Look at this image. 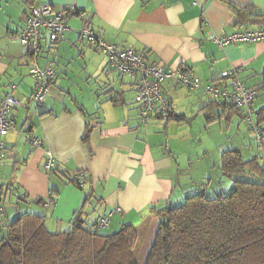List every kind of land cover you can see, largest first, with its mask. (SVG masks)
I'll use <instances>...</instances> for the list:
<instances>
[{"label": "crops", "instance_id": "crops-1", "mask_svg": "<svg viewBox=\"0 0 264 264\" xmlns=\"http://www.w3.org/2000/svg\"><path fill=\"white\" fill-rule=\"evenodd\" d=\"M44 4L84 13L103 40L184 69L202 87L226 86V71L239 69L246 87L258 90L253 110L264 107V41L219 48L213 40L264 27V0H0V100L15 85L20 103L9 117L15 130L2 138L0 229L27 212L44 216L46 230L58 232L69 228L79 210L92 224L118 207L122 212L114 213L103 230L114 233L124 224L139 228L166 205H180L198 183L205 184L206 195L227 193L233 181L220 171L221 154L237 150L244 161L258 157L251 154L252 134L241 114L200 89L166 79L161 90L172 118L142 123L134 82L80 40L83 19L75 14L54 51L42 43L37 63L42 68L52 64L57 78L34 110L32 58L15 34L30 7ZM26 133L41 139V146L27 143ZM49 159L55 172L45 168ZM76 176L86 180L82 187L70 181ZM218 181L225 189L216 186ZM48 194L54 203L44 206Z\"/></svg>", "mask_w": 264, "mask_h": 264}, {"label": "trees", "instance_id": "trees-1", "mask_svg": "<svg viewBox=\"0 0 264 264\" xmlns=\"http://www.w3.org/2000/svg\"><path fill=\"white\" fill-rule=\"evenodd\" d=\"M251 90L255 100L258 90ZM253 112L254 133L242 120L262 158L244 161L237 150L223 152L220 171L233 181L227 193L206 195L198 183L180 205H166L139 228L124 224L114 233L97 229L95 220L88 224L82 210L58 232L46 230L44 216L25 212L1 227L0 264H264V107ZM89 135L88 128L84 143Z\"/></svg>", "mask_w": 264, "mask_h": 264}, {"label": "built area", "instance_id": "built-area-1", "mask_svg": "<svg viewBox=\"0 0 264 264\" xmlns=\"http://www.w3.org/2000/svg\"><path fill=\"white\" fill-rule=\"evenodd\" d=\"M83 19V24L78 31L80 40L84 41L91 49L100 52L106 65L116 71L120 76H127L135 84L134 104L138 110L139 120L143 123L152 117H160L167 120L170 116V105L168 99L162 94L161 83L166 79L173 80L177 85L189 90H202L205 94L218 99L220 102L231 106L241 112L242 118L254 133V112L251 107L255 97L254 90L247 89L240 79V70L233 68L226 71L224 78L226 86L206 85L201 86L198 78H195L188 71L175 69L162 63L148 60L143 52H134L103 40L90 27L88 19H84V13H77L72 7L54 9L52 6L34 5L31 6L24 18L21 30L15 34V39L23 46L28 55L32 58L29 67V75L35 81L34 90L30 96V102L37 111L44 100L50 95L57 73L52 64L42 68L37 63V58L42 52L43 44H46L49 51L55 50L56 45L62 39L64 31L67 29L68 19L73 15ZM214 42L219 48L231 44H252L264 41V27L248 29L242 32H234L230 35L214 38ZM15 85H11L7 93L0 100V166L2 162V141L9 131L15 130L14 123L9 119L10 114L20 103L14 97ZM25 141L33 146L40 147L42 140L33 137L31 134L24 135ZM259 136L257 135V139ZM55 162L49 159L45 163L47 171L55 172ZM76 183L82 186L81 178L74 177ZM54 201L48 194L44 206L52 205ZM3 212V204L0 200V214ZM121 209L116 207L108 214H100L95 219L97 229L107 228L111 216L114 213H121Z\"/></svg>", "mask_w": 264, "mask_h": 264}, {"label": "rangeland", "instance_id": "rangeland-1", "mask_svg": "<svg viewBox=\"0 0 264 264\" xmlns=\"http://www.w3.org/2000/svg\"><path fill=\"white\" fill-rule=\"evenodd\" d=\"M206 96H208V95H206ZM209 97V96H208ZM252 134V133H251ZM252 136V140H253V134L251 135ZM207 140L203 137V147L205 148L206 146H207ZM252 143V142H251ZM243 154H245V152H243ZM251 154H253V155H255V154H257L256 156H258V157H260V158H262V153H261V150L259 149V148H257L256 147V145L255 144H253V146H251ZM211 156H212V154H208L207 156H206V159H207V162L208 163H211V162H213L214 160H213V158H211ZM245 156V155H244ZM245 158V157H244ZM261 162H263V161H261ZM193 168H194V170L196 169L195 168V166H193ZM197 172V171H196ZM216 186L217 187H219V189H225V186L220 182V181H218L217 183H216ZM212 196V195H211ZM6 211L8 212V211H10V208H6ZM1 215V214H0ZM0 221H2L3 222V217L2 216H0ZM136 224H138V223H136ZM102 232H106V233H109V232H107V231H102ZM104 234V233H103ZM3 235V231L0 229V237ZM151 237V236H150ZM140 245H142L141 243H140ZM143 246V245H142Z\"/></svg>", "mask_w": 264, "mask_h": 264}]
</instances>
